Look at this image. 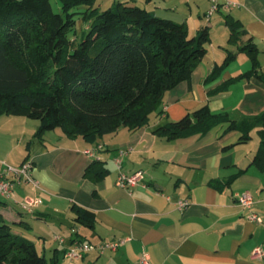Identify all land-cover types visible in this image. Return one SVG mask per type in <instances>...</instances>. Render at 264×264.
<instances>
[{
	"label": "crops",
	"instance_id": "0c3cea01",
	"mask_svg": "<svg viewBox=\"0 0 264 264\" xmlns=\"http://www.w3.org/2000/svg\"><path fill=\"white\" fill-rule=\"evenodd\" d=\"M133 2L156 15L186 22L191 35L208 25L211 41L203 61L189 80L166 92L161 111L151 114L148 125L134 130L121 127L94 143L55 130L29 152L27 142L40 123L25 116H1L0 161L18 166L29 159L38 185L16 184L0 210L9 221L27 222L16 231L33 239L48 259L58 256V264H144L145 254L151 264H264V258L254 256L255 248L264 247V170L252 163L261 143L260 127L245 143H238L237 129L225 131L226 125L173 140L154 132L205 104L238 118L264 111V82L256 76L236 79L226 90L215 92L252 68L247 53L238 51L218 77L206 80L215 66L224 63L228 50H238L230 40L227 14L243 23L244 40H255L264 69V0H221L220 9L211 15L210 0ZM95 159L109 169L96 181L85 176ZM138 171L144 184L131 188L117 184L122 172ZM235 174L222 190L212 184ZM245 191L254 197L251 208L239 203ZM30 198H40L41 203L28 210L23 203ZM182 199L190 201L183 210L177 205ZM74 205L95 213L93 229L76 221ZM252 213L261 220L252 219ZM76 237L95 245L125 242L117 250L94 249L72 260L66 250Z\"/></svg>",
	"mask_w": 264,
	"mask_h": 264
},
{
	"label": "trees",
	"instance_id": "16d2710c",
	"mask_svg": "<svg viewBox=\"0 0 264 264\" xmlns=\"http://www.w3.org/2000/svg\"><path fill=\"white\" fill-rule=\"evenodd\" d=\"M58 1L59 10L52 0H0V117L40 121L27 142L29 152L44 142L49 131L94 143L121 127L134 130L148 125L151 114L161 111L166 92L189 80L207 54L208 25L191 35L186 22L156 15L133 0H119L104 9L97 0ZM79 20L86 27L81 33ZM226 24L238 50H228L224 63L215 66L206 80L218 77L241 51L249 55L252 68L215 92L244 77L256 76L264 82L259 46L252 37L243 39L246 30L240 20L227 14ZM223 125L225 131L240 132L238 143L249 141L252 130L260 127L261 143L252 163L264 170V111L238 118L205 104L154 132L173 140ZM108 172L95 159L85 176L96 181ZM237 174L212 184L222 190ZM6 204L0 196V209ZM73 210L78 223L95 227L93 211L76 205ZM26 223L9 221L0 210V264H58V256L48 259L33 239L16 231V226Z\"/></svg>",
	"mask_w": 264,
	"mask_h": 264
},
{
	"label": "built area",
	"instance_id": "2783aa9c",
	"mask_svg": "<svg viewBox=\"0 0 264 264\" xmlns=\"http://www.w3.org/2000/svg\"><path fill=\"white\" fill-rule=\"evenodd\" d=\"M211 6L208 12L209 15L213 14L215 11H218L221 6V0H210ZM233 2H228V5H233ZM93 155V151H89ZM33 163L30 160L23 162L21 165L15 166L7 163L6 161H0V196L8 199L11 198L14 194L15 185L18 183H33L38 185L32 174ZM117 184L121 187L131 188L135 185L144 184V175L141 171H138L133 174L121 173L118 177ZM239 203L243 207L251 208L254 204L253 195L245 191L239 198ZM188 199H182L177 202L178 207L183 210L189 205ZM41 203L40 198H30L23 203L25 209L31 210L35 206ZM254 220H261L258 214L252 213L250 216ZM61 242H64L62 237H57ZM125 242L124 239L116 241L103 242L99 245H95L86 241H75L71 244L66 250V255L74 260L84 257V255L94 249H98L100 252L105 250H117V248ZM254 256L260 259L264 258V247L259 246L254 250ZM142 262L144 264H151L150 258L147 254L142 257Z\"/></svg>",
	"mask_w": 264,
	"mask_h": 264
},
{
	"label": "rangeland",
	"instance_id": "374dc122",
	"mask_svg": "<svg viewBox=\"0 0 264 264\" xmlns=\"http://www.w3.org/2000/svg\"><path fill=\"white\" fill-rule=\"evenodd\" d=\"M110 0H97V4L98 5H101L100 7H103V9L105 8V7H108L109 5H113L114 3H116L117 1H119V0H117L116 2H115V0H112V2L110 3L109 2ZM52 3H53V5H54V7H55V9L56 10H59V7H60V3H59V1L58 0H52ZM211 6V5H210ZM209 10H210V8H209ZM79 23H78V26H79V31H80V33L82 32V31H85L86 30V27H85V25L83 24V22L82 21H78ZM23 118H26V119H28V117H23ZM31 119V118H30ZM35 120H37V119H35ZM36 122H39L40 123V121L39 120H37ZM35 134V133H34Z\"/></svg>",
	"mask_w": 264,
	"mask_h": 264
}]
</instances>
